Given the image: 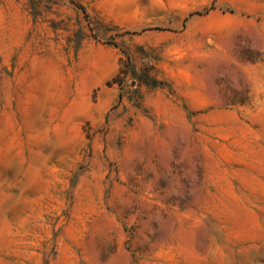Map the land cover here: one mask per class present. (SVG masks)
<instances>
[{
	"label": "rangeland",
	"instance_id": "374dc122",
	"mask_svg": "<svg viewBox=\"0 0 264 264\" xmlns=\"http://www.w3.org/2000/svg\"><path fill=\"white\" fill-rule=\"evenodd\" d=\"M190 1L0 0V264H264V16L181 74Z\"/></svg>",
	"mask_w": 264,
	"mask_h": 264
},
{
	"label": "crops",
	"instance_id": "0c3cea01",
	"mask_svg": "<svg viewBox=\"0 0 264 264\" xmlns=\"http://www.w3.org/2000/svg\"><path fill=\"white\" fill-rule=\"evenodd\" d=\"M193 1L186 0L183 3V9L180 10L179 15H184L187 10L193 6ZM199 4V3H198ZM196 4V5H198ZM219 4L229 5L234 10L233 12H222L221 10L211 11V22L207 23L204 28H199L197 24H193V19L190 22H186L185 25L181 22H176L169 29H163L158 31V36L163 38V42L158 44V50L164 51L162 62L175 64L174 69L178 73H192L193 72V48L194 55L201 57L206 53L213 55V52L205 49L201 43H195L193 37L203 31L208 32L216 31L220 34V30L223 31L224 37H234V31H240L241 27H245L246 24L254 23L258 18L264 16V1L263 0H219ZM177 14V13H176ZM219 22L217 26H214V21ZM171 28V29H170ZM201 29V30H199ZM220 29V30H219ZM194 30V32H193ZM208 41L215 42V36H211ZM228 38V39H229ZM161 41V40H159ZM194 42V43H193ZM224 43V45H226ZM218 43L215 45L217 46ZM223 45V44H222ZM222 48V46H221ZM160 55V54H159ZM201 58H196L199 61ZM187 76V74H185Z\"/></svg>",
	"mask_w": 264,
	"mask_h": 264
}]
</instances>
